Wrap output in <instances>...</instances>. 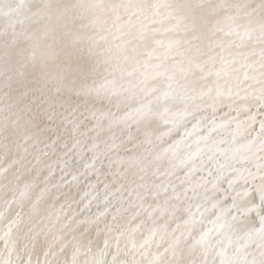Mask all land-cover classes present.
Segmentation results:
<instances>
[{
  "label": "bare ground",
  "instance_id": "bare-ground-1",
  "mask_svg": "<svg viewBox=\"0 0 264 264\" xmlns=\"http://www.w3.org/2000/svg\"><path fill=\"white\" fill-rule=\"evenodd\" d=\"M148 1L0 0V264H264V0Z\"/></svg>",
  "mask_w": 264,
  "mask_h": 264
},
{
  "label": "rangeland",
  "instance_id": "rangeland-1",
  "mask_svg": "<svg viewBox=\"0 0 264 264\" xmlns=\"http://www.w3.org/2000/svg\"><path fill=\"white\" fill-rule=\"evenodd\" d=\"M154 0H149L148 1V5L151 7V8H153L155 5H156V3L155 2H153ZM154 4V5H153ZM253 5V4H252ZM130 9H133V5H131V7H129ZM132 14H138L139 13V11H132L131 12ZM127 26V25H126ZM258 40V41H257ZM257 40H255V42L261 47V43H264V41L262 40V39H257ZM254 41V40H253ZM255 42H250V43H248V44H246L245 46L246 47H249L248 49H247V51L248 50H252V53H253V56H255V57H258V55H259V53H257L258 52V50L257 49H260V47L255 43ZM250 44V45H249ZM259 47H257L256 45ZM250 46H252V47H250ZM254 46V47H253ZM262 46L264 47V44H262ZM255 47H256V49H255ZM261 48L263 51H264V48ZM250 48H252V49H250ZM255 49V50H254ZM257 50V51H256ZM256 51V52H255ZM248 52H250V51H248ZM245 58V57H244ZM247 66H248V63H245V65L243 66L242 65V69H245V68H247ZM260 68H264V64H261L260 65ZM230 78H227L226 79V81L228 82V80H229ZM243 80H244V83L246 84L248 81V77H245V76H243V78H242ZM230 81V80H229ZM247 81V82H246ZM264 82V78L263 79H261V80H258V82H257V84H259V86H260V84H262ZM247 87V88H246ZM245 87V85H244V87H243V89L241 90V95H240V98H238L236 101L237 102H251V105L252 106H256L257 105V103H259V101L258 100H260V103H259V105L262 103V101H263V89L262 90H260V94H252L251 92H250V90H249V87L248 86H246ZM239 94V93H238ZM262 94V95H261ZM252 95V96H251ZM243 97H245V98H243ZM253 97V98H252ZM248 98H249V100H248ZM251 99V100H250ZM252 99H253V101H252ZM256 99H258V100H256ZM247 100V101H246ZM256 100V101H255ZM255 101V102H254ZM254 102V103H253ZM256 103V104H255ZM263 110V109H262ZM262 113H264V110L262 111ZM259 128V129H258ZM257 129V130H256ZM255 130H256V132H257V134L258 135H256L255 136V142H258V140H259V138L258 137H260L261 139H262V142H263V140H264V132L262 131V127H261V125H259L257 128H255ZM263 132V133H262ZM261 133V134H260ZM261 135V136H260ZM257 137V138H256ZM228 139H226V141H227ZM262 158H263V162H264V154H263V156H262ZM218 164V163H217ZM260 177H263L264 178V172H262V173H259L258 174ZM201 176H202V174H201ZM263 178H260V180H255V179H252V182H253V180H254V182L252 183L253 184V189L256 187V186H258V185H260L263 181H264V179ZM215 186V185H214Z\"/></svg>",
  "mask_w": 264,
  "mask_h": 264
},
{
  "label": "water",
  "instance_id": "water-1",
  "mask_svg": "<svg viewBox=\"0 0 264 264\" xmlns=\"http://www.w3.org/2000/svg\"><path fill=\"white\" fill-rule=\"evenodd\" d=\"M1 42V41H0Z\"/></svg>",
  "mask_w": 264,
  "mask_h": 264
}]
</instances>
